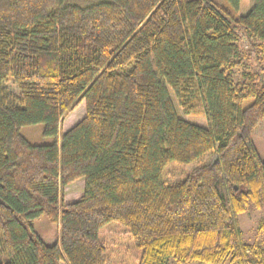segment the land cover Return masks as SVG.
Segmentation results:
<instances>
[{
    "label": "trees",
    "instance_id": "trees-1",
    "mask_svg": "<svg viewBox=\"0 0 264 264\" xmlns=\"http://www.w3.org/2000/svg\"><path fill=\"white\" fill-rule=\"evenodd\" d=\"M239 2L0 0V264H264V216L261 241L237 226L264 211V0ZM36 124L51 143L21 135ZM172 162L197 166L167 183Z\"/></svg>",
    "mask_w": 264,
    "mask_h": 264
},
{
    "label": "rangeland",
    "instance_id": "rangeland-1",
    "mask_svg": "<svg viewBox=\"0 0 264 264\" xmlns=\"http://www.w3.org/2000/svg\"><path fill=\"white\" fill-rule=\"evenodd\" d=\"M65 4L75 5L78 7H86L99 2H105L109 0H63ZM224 2L225 0H218ZM254 0H240L238 15H245L253 5ZM169 97L171 98L175 112L178 117L194 123L196 125L206 127L207 121L201 112L185 114L178 106L172 91L168 90ZM85 112L84 103L82 102L74 111L70 112L59 124V129L64 131L67 128V124H74L77 122ZM20 133L31 144H49L52 142L51 137L43 135V125H29L20 129ZM251 140L258 153V156L264 160V117L262 121L251 132ZM212 160V154H209L204 158L200 165L209 163ZM197 166L196 162L179 165L174 162L163 168L162 174L165 182L174 183L182 180L192 169ZM82 179L77 180L67 187H65L61 193V198L64 203L73 202L78 200L83 193ZM264 216V211L246 212L238 215L237 226L241 232V238L247 243H253L261 241L263 236L256 233V226L259 220ZM34 232L40 237V239L47 245H53L58 239L59 226L55 225L42 216L32 223ZM2 255L0 247V256ZM228 264V263H224Z\"/></svg>",
    "mask_w": 264,
    "mask_h": 264
},
{
    "label": "crops",
    "instance_id": "crops-1",
    "mask_svg": "<svg viewBox=\"0 0 264 264\" xmlns=\"http://www.w3.org/2000/svg\"><path fill=\"white\" fill-rule=\"evenodd\" d=\"M67 125H68V126H67V128H68V127H70L72 124H70V125H69V124H67ZM67 128H66V129H67ZM81 182H82V181H81ZM82 185H83V182H82Z\"/></svg>",
    "mask_w": 264,
    "mask_h": 264
}]
</instances>
